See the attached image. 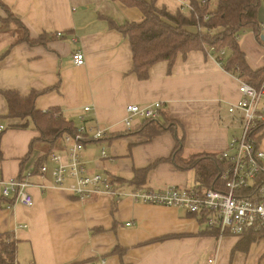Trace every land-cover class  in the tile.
<instances>
[{
    "label": "crops",
    "instance_id": "crops-1",
    "mask_svg": "<svg viewBox=\"0 0 264 264\" xmlns=\"http://www.w3.org/2000/svg\"><path fill=\"white\" fill-rule=\"evenodd\" d=\"M0 2L19 21H8L9 13L0 5V128L4 127L0 172L6 180L33 174L29 180L33 208L3 198L0 190V234L11 233L17 241V264H264L263 236L219 239L183 209L144 205L129 198L117 202L104 196L80 201L67 189L71 180L64 189L42 191L37 186H50L52 177L49 173L47 181L42 180L39 166L49 162L50 155L63 154L67 145L63 138L53 146L41 142L32 124L16 129L27 120L8 118V92L21 97L37 93L39 111L58 108L77 128L84 109L91 107L89 120L108 130L109 138L86 145L82 160L90 174L111 177L125 186L124 191L135 186L129 184L134 172L144 169L140 185L146 188L197 187L195 171L174 164L175 137L183 131L184 160L197 155L219 157L233 134L227 107L240 99L239 81L208 50L178 56L171 65L159 62L149 69L146 80H139L132 73L129 41L116 29L140 22L138 9L112 0ZM184 2L156 0L155 6L189 17L182 10ZM259 12L258 23L264 25ZM17 23L28 30L31 40L47 36L46 44L22 41L14 31ZM50 36L55 39L48 41ZM237 43L252 71L264 69V45L251 30ZM77 50L86 58L82 67L72 59ZM156 102L163 104L160 122L173 132L149 140L147 126L138 120L125 129L127 106ZM262 132L258 144L264 150ZM102 149L107 151L106 159L100 158Z\"/></svg>",
    "mask_w": 264,
    "mask_h": 264
},
{
    "label": "built area",
    "instance_id": "built-area-1",
    "mask_svg": "<svg viewBox=\"0 0 264 264\" xmlns=\"http://www.w3.org/2000/svg\"><path fill=\"white\" fill-rule=\"evenodd\" d=\"M210 2L211 0H199L200 6L207 8ZM182 10L189 12V15L193 13L196 33L206 31L201 29L199 21L201 19L207 21L208 12L200 18L186 0ZM258 29L259 38L264 37V25L260 24ZM57 36L62 38L63 34L58 33ZM208 51L223 69L226 51L216 52L213 47ZM72 59L78 67L85 65L86 58L81 50L75 51ZM237 80L240 99L227 107L229 126L233 134L227 149L219 156L225 164L217 177L222 185L221 189H201L196 186L184 189L167 186L156 190L133 186L129 191H124L125 186L118 185L113 178L90 174L82 160L86 145L101 141L109 135L108 130L89 120L91 107L84 109L80 116L81 125L75 135L64 136L67 145L65 152L50 155L49 162L40 166L38 175L47 181V175L50 173L52 184L49 186L42 183L37 187L42 191L51 188L64 189L66 183L71 180L72 184L67 189L80 201H88L98 196L108 197L117 202L129 198L144 205L183 209L202 220L207 231H216L219 239L224 236L241 237L245 234L261 235L264 238V150L258 144L264 124V79L258 87ZM162 108L163 104L160 102L129 105L125 109L123 125L129 130L137 120L157 121ZM235 124L236 126H233ZM2 130L4 127L0 128V131ZM100 158H107L106 149L100 151ZM50 164L54 165L51 171ZM32 176L33 174L28 172L23 177L6 180L0 172L1 196L5 199L14 198L17 204L25 208H33L34 198L30 193L33 185L29 181Z\"/></svg>",
    "mask_w": 264,
    "mask_h": 264
},
{
    "label": "trees",
    "instance_id": "trees-1",
    "mask_svg": "<svg viewBox=\"0 0 264 264\" xmlns=\"http://www.w3.org/2000/svg\"><path fill=\"white\" fill-rule=\"evenodd\" d=\"M112 1L128 8H136L142 14L140 22H129L123 27L116 28L129 41L133 59L132 73L139 80H146L149 69L159 62H168L171 65L178 56L184 58L192 51H205L213 47L216 52L220 50L229 52L224 59V71L254 87L262 83L264 69L252 71L249 68L237 39L246 30H251L257 40L264 45L258 36V11L261 5H264V0H217L212 12L208 11L207 6H200L199 0H186L200 18L206 12L209 13L207 21L204 22L202 19L199 21L201 29L206 30L202 33L195 32L196 21L193 13H190L189 17L180 13L171 15L163 9H157L156 0ZM0 5L9 13L8 21L9 17H14L7 6L1 2ZM18 24L25 30L22 41L30 45L46 44L47 36L43 34L38 40H31L28 30L22 24ZM54 39V36H50L48 41ZM5 98L9 105L8 118L27 120L26 125L16 126V129H26L32 124L40 133L41 142L53 146L65 135H75L77 132L78 128L65 118L60 109L39 111L36 108L37 93L21 97L18 93L8 92L5 93ZM159 119L143 121L148 128L147 139L150 140L166 131H174ZM175 140L173 158L177 168L194 170L198 188L221 189L222 185L217 177L225 165L224 162L217 155H197L184 160L181 158L183 131L180 137H175ZM146 172L147 169L135 171L133 180L129 184L141 186ZM208 233L217 236L216 231H208ZM0 264H17V241L11 233L0 234Z\"/></svg>",
    "mask_w": 264,
    "mask_h": 264
},
{
    "label": "rangeland",
    "instance_id": "rangeland-1",
    "mask_svg": "<svg viewBox=\"0 0 264 264\" xmlns=\"http://www.w3.org/2000/svg\"><path fill=\"white\" fill-rule=\"evenodd\" d=\"M215 5H216V0H211L210 5L208 7V11L209 12L214 11ZM259 19H260V21L264 22V5H262V7L260 8ZM9 21H18V20L15 17H9ZM14 29H15L14 31H16V32L18 31L20 33L21 37H23L25 35V30L18 23L14 27ZM233 126H236V124ZM262 147L264 148V138H263V142H262Z\"/></svg>",
    "mask_w": 264,
    "mask_h": 264
},
{
    "label": "water",
    "instance_id": "water-1",
    "mask_svg": "<svg viewBox=\"0 0 264 264\" xmlns=\"http://www.w3.org/2000/svg\"><path fill=\"white\" fill-rule=\"evenodd\" d=\"M262 40H264V37H262Z\"/></svg>",
    "mask_w": 264,
    "mask_h": 264
}]
</instances>
